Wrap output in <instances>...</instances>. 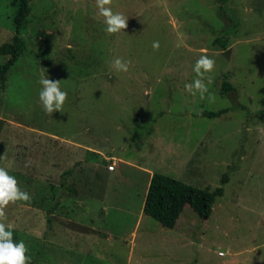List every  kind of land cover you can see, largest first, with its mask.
I'll return each mask as SVG.
<instances>
[{
    "label": "rangeland",
    "instance_id": "374dc122",
    "mask_svg": "<svg viewBox=\"0 0 264 264\" xmlns=\"http://www.w3.org/2000/svg\"><path fill=\"white\" fill-rule=\"evenodd\" d=\"M30 8L25 53L0 81V167L32 197L2 221L31 264H264V0H113L128 17L113 35L96 0ZM17 10L0 0V46ZM205 51L212 100L184 88ZM41 74L68 93L63 113L44 112ZM153 172L224 194L208 219L188 204L169 228L144 212Z\"/></svg>",
    "mask_w": 264,
    "mask_h": 264
},
{
    "label": "clouds",
    "instance_id": "9594fccd",
    "mask_svg": "<svg viewBox=\"0 0 264 264\" xmlns=\"http://www.w3.org/2000/svg\"><path fill=\"white\" fill-rule=\"evenodd\" d=\"M112 3L113 0H96L98 15L103 17V23L106 26L105 32L108 35L120 33L128 27V17L123 13L113 12ZM152 47L154 51H158L159 42L154 41ZM130 63L131 61H125L117 57L111 62V66L117 72H127ZM215 63V60L210 58L206 51L201 54L192 69L195 78L191 83L185 84V91L192 96L198 94L201 100L206 98V94L209 100L214 99L209 91V85L213 82L210 74L215 69ZM39 83L42 85L39 92V101L44 112L50 116L54 111L63 113V106L68 93L61 90L60 81L49 79L41 74ZM31 198L27 191L21 190L17 179L9 175L5 168L0 167V264H31V257L26 255L28 249L25 242L23 240L14 242L11 225L2 222L6 220L5 209L10 203L15 204L17 201L29 202ZM219 255L224 256L225 253L220 252ZM260 260L264 261V259Z\"/></svg>",
    "mask_w": 264,
    "mask_h": 264
},
{
    "label": "trees",
    "instance_id": "16d2710c",
    "mask_svg": "<svg viewBox=\"0 0 264 264\" xmlns=\"http://www.w3.org/2000/svg\"><path fill=\"white\" fill-rule=\"evenodd\" d=\"M221 1L226 3L228 0ZM13 4L18 7L15 16L17 34L13 42L0 46V55H10L9 60L0 65L1 82L7 80L9 71L23 56L26 49V41L20 32L31 11L30 0H13ZM228 43L226 36H218L214 45L227 49ZM222 88L225 94L235 90V87L229 81H225ZM228 111H230L229 108L218 111L205 110L202 114L212 118L219 117ZM224 182H226V177ZM223 194L224 188L221 186L214 190L209 187L201 188L168 174L154 172L145 199L144 212L160 221L164 226L174 228L186 205H191L202 218L208 219L213 213L217 197Z\"/></svg>",
    "mask_w": 264,
    "mask_h": 264
},
{
    "label": "crops",
    "instance_id": "0c3cea01",
    "mask_svg": "<svg viewBox=\"0 0 264 264\" xmlns=\"http://www.w3.org/2000/svg\"><path fill=\"white\" fill-rule=\"evenodd\" d=\"M154 174V172L151 174V178H152V175ZM151 181V180H150ZM82 197H85V196H83V194H79V197H78V199L76 200L75 198V200H74V203L75 204H79V203H82V204H84L83 202H86L87 200H85V198H82ZM87 197H91V196H87ZM187 206V205H186ZM176 227V226H175ZM174 227V228H175Z\"/></svg>",
    "mask_w": 264,
    "mask_h": 264
},
{
    "label": "built area",
    "instance_id": "2783aa9c",
    "mask_svg": "<svg viewBox=\"0 0 264 264\" xmlns=\"http://www.w3.org/2000/svg\"><path fill=\"white\" fill-rule=\"evenodd\" d=\"M108 168H109V170H110V169H113V170H111V171H114L115 168H116V163L114 162V163L110 164V165L108 166Z\"/></svg>",
    "mask_w": 264,
    "mask_h": 264
}]
</instances>
